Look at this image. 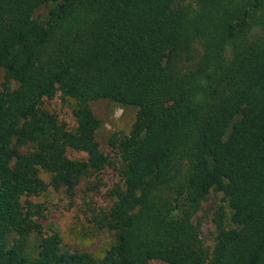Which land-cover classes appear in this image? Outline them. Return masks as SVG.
I'll return each instance as SVG.
<instances>
[{"label": "trees", "instance_id": "trees-1", "mask_svg": "<svg viewBox=\"0 0 264 264\" xmlns=\"http://www.w3.org/2000/svg\"><path fill=\"white\" fill-rule=\"evenodd\" d=\"M0 70V264H264V0H0ZM55 91L71 127L38 107ZM97 100L136 108L100 257L62 251L28 199L40 171L69 192L108 164ZM213 195L209 248L190 212Z\"/></svg>", "mask_w": 264, "mask_h": 264}, {"label": "rangeland", "instance_id": "rangeland-1", "mask_svg": "<svg viewBox=\"0 0 264 264\" xmlns=\"http://www.w3.org/2000/svg\"><path fill=\"white\" fill-rule=\"evenodd\" d=\"M49 8V5H40L34 10L33 18L38 21L44 19ZM3 82L4 74L0 70V89ZM59 96V92L55 91L50 97L42 98L38 107L46 114L52 115L57 123L71 127L70 109L61 104ZM89 106L101 122L95 133V141L99 150L108 157V164L98 171L81 176L69 192L63 188L53 191L47 184L48 175L40 171L38 177L44 187L28 199L38 206L43 215L40 222L43 230L58 234L62 251L100 257L109 242L100 224L101 215L112 201L110 191L120 182V176L113 163L115 154L112 144L119 143L122 138L128 136L135 120L136 108L119 107L106 100L90 102ZM17 149L21 153H27L30 144L20 145ZM68 155L71 158L82 157L71 151ZM216 200L214 195L210 196L207 201L192 208L190 212V220L197 229L199 239L209 248L212 245L214 231L212 214L217 205ZM38 242L39 236L31 233L24 248L29 257L36 255Z\"/></svg>", "mask_w": 264, "mask_h": 264}]
</instances>
